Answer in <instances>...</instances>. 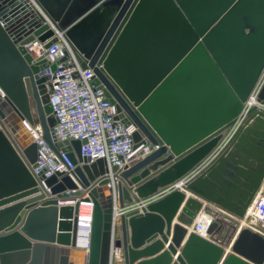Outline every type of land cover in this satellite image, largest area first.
Segmentation results:
<instances>
[{
  "label": "water",
  "instance_id": "95a60500",
  "mask_svg": "<svg viewBox=\"0 0 264 264\" xmlns=\"http://www.w3.org/2000/svg\"><path fill=\"white\" fill-rule=\"evenodd\" d=\"M34 1L65 32L82 67L93 69L94 84L119 107L117 119L134 125L135 148L153 151L134 156L114 188L107 179L93 186L105 161L83 156L84 141L57 142L47 77L37 75L44 61L33 64L24 47L54 30L30 0H0V264H71V252L79 256L75 264H113V246L123 249L122 264H264L261 233L242 227L227 248L217 241L218 219L207 223L206 235L190 229L202 201L189 197L178 214L186 199L179 184L240 120L226 150L183 188L216 201L206 179L223 183L215 170L234 144L245 149L240 143L263 169L239 207L225 205L244 217L264 179V84L262 106L246 109L264 73V0ZM17 3L22 9L8 17ZM24 120L75 165L47 179L53 197L39 193L32 173L38 146ZM235 155L229 158L245 163ZM72 197L94 203L88 249L77 246L80 200L59 205Z\"/></svg>",
  "mask_w": 264,
  "mask_h": 264
},
{
  "label": "built area",
  "instance_id": "2783aa9c",
  "mask_svg": "<svg viewBox=\"0 0 264 264\" xmlns=\"http://www.w3.org/2000/svg\"><path fill=\"white\" fill-rule=\"evenodd\" d=\"M11 1V0H7ZM29 4L37 13L42 15L45 23L54 30V36L45 41L38 37L24 44L26 52L31 56L32 63L38 64L44 61L41 69L37 72L39 77H47L46 85L50 93L52 114L56 119L53 130L57 142L80 140L84 141L81 146L82 155L90 157L94 162L98 159L105 161L106 173L92 182L98 186L104 179L107 185L115 187L116 175L122 170L134 156L145 157L153 151V147L141 144L135 148L133 132L134 125L126 126L120 118V111L116 103L111 102L105 95V88L94 84L95 73L92 68H83L78 52L65 35L54 24L45 12L34 1ZM22 4L17 3L7 13L11 17L16 10L22 9ZM56 41L48 45L51 39ZM41 66V65H40ZM264 84V73L261 76L251 98L257 96ZM0 95L5 93L0 89ZM248 101L246 109L251 108ZM243 120L232 127L238 129ZM24 124L33 136L38 146V158L32 166V173L36 178L39 193H44L47 198L53 197L51 188L47 185V179L56 173H70L75 165L66 152L60 150L57 154L49 143L44 139L40 126L30 124L24 120ZM229 132V133H230ZM117 168V170H115ZM89 189L84 191L83 197L89 195ZM67 194L70 191H66ZM115 196V194H114ZM80 200V208H90V215L78 216L77 246L88 249L91 243V227L93 220V201H84L79 197L59 200V205H75ZM250 215L264 225V195L256 197L249 209ZM206 223L202 218L197 220L194 231L206 235ZM123 249L112 247V263L122 261Z\"/></svg>",
  "mask_w": 264,
  "mask_h": 264
},
{
  "label": "crops",
  "instance_id": "0c3cea01",
  "mask_svg": "<svg viewBox=\"0 0 264 264\" xmlns=\"http://www.w3.org/2000/svg\"><path fill=\"white\" fill-rule=\"evenodd\" d=\"M239 129L240 127L238 129L232 130L225 137V139L222 141L221 145L214 152V154H212V156H210L206 160V162L202 164L201 167L195 170L188 177V179H185L179 184L181 190L184 191V193L186 194V199L184 200L178 214L181 212L183 206L185 205L189 197H193L199 201H202L205 208L197 216L195 222L192 224L190 229H194L197 220H199L200 218H202V220H204L206 224L211 220L218 219L220 221L221 229L217 237V241L222 243L227 248L231 247L233 241L238 236V233L242 227H250L258 233L264 235V225L260 221L255 220L249 212V209L254 200L252 201L244 217H240L235 212L231 211L229 207L226 206L229 205L230 207H239V205H241V201H244V199L251 192V186L256 180V172L262 171L263 169V167L258 164V162L253 161L251 157L246 155V150L251 149H248V146L245 143H240L244 146V150L239 149L237 144H234L231 147V149L226 154V162L222 164V169L215 170V172L221 176L223 183L216 181L213 177H207L205 185L213 186L211 187L212 194L214 195L216 201H208L200 195H197L189 189H184L183 187L188 180L197 175L207 165L214 162L226 150V148L231 144L233 139L239 133ZM258 129L264 132V129ZM261 142L262 138H258L255 145L260 147ZM252 151H254V149H252ZM234 152H237L239 155H246L245 158H241L239 155H235L238 160L243 159L245 161L244 164L237 163L236 161H232V159L229 158L232 154H235ZM260 195H264V179L261 182V185L258 191L256 192L254 199ZM177 217L178 215L176 216V219ZM118 236L119 233L116 232L115 237ZM166 247H168V244H166L165 248ZM78 258L79 256L74 252H71L69 254V260L71 264L77 263ZM114 264H122V261L116 262Z\"/></svg>",
  "mask_w": 264,
  "mask_h": 264
},
{
  "label": "bare ground",
  "instance_id": "6f19581e",
  "mask_svg": "<svg viewBox=\"0 0 264 264\" xmlns=\"http://www.w3.org/2000/svg\"><path fill=\"white\" fill-rule=\"evenodd\" d=\"M257 96L252 97V98L250 97L249 102L252 103V106L253 105H256V106L262 105V102L258 101V97ZM256 101H257V103H256ZM80 214L82 216H88V215H90V208L87 207V206H84L83 208L81 207Z\"/></svg>",
  "mask_w": 264,
  "mask_h": 264
},
{
  "label": "rangeland",
  "instance_id": "374dc122",
  "mask_svg": "<svg viewBox=\"0 0 264 264\" xmlns=\"http://www.w3.org/2000/svg\"><path fill=\"white\" fill-rule=\"evenodd\" d=\"M255 97V96H254ZM256 103H257V101H256ZM260 106H262V105H260ZM262 109H264V107H261ZM84 206H82V208H83Z\"/></svg>",
  "mask_w": 264,
  "mask_h": 264
}]
</instances>
